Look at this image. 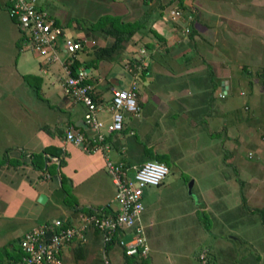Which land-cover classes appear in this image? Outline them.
Listing matches in <instances>:
<instances>
[{"label": "crops", "instance_id": "0c3cea01", "mask_svg": "<svg viewBox=\"0 0 264 264\" xmlns=\"http://www.w3.org/2000/svg\"><path fill=\"white\" fill-rule=\"evenodd\" d=\"M180 1L185 9L178 6L179 0H35V3L66 36L80 42L81 48L74 56L79 61L77 68H83L87 73L85 81L92 87L99 120L109 123L113 90L126 88L135 77L139 109L149 99H153L158 108L157 112L154 110V115H159L154 120L155 125L171 120L176 123L173 128L194 127L207 123L211 117L222 116L224 121L219 136H223L221 147L226 162V156H232L239 141L235 137L237 133L231 136L229 130L237 120L234 118L239 109L230 107L228 101L226 104L225 98L230 90L239 86L241 70L235 67L233 54L223 44L227 40L225 33L219 36L200 21L192 22L188 19L193 12L190 11V0ZM171 8L180 10L177 20L170 19ZM103 16L134 23L136 28L113 51L112 58L95 59L94 51L110 45L115 35L111 23L99 22ZM187 27H190L189 33ZM18 48L14 64L20 61L22 68H32L22 70L21 79L27 75L37 89L42 84L44 100L40 99L41 103L30 110L29 115L34 116L32 123L11 118L13 122L0 129L2 135L12 139L4 141L0 134V148L3 149L0 151V223L5 220L18 222L27 231L50 219L75 223L77 214L83 213L82 208L112 212L117 208L116 188L106 170L105 160L122 162L126 168L136 166L134 161L140 155V143L134 140L131 144L126 143L125 131L131 132L130 127L141 128L146 135L143 120L124 112L120 131L107 133L102 129L107 151H85L66 141L64 134L68 128L79 129L89 142L94 138L95 131L84 125L86 108L63 92L65 73L60 61L44 66L31 49L35 61L28 62L22 55L23 47ZM64 57L63 53L59 54L61 60ZM138 58L145 65L127 71L128 60L132 59L130 64H136ZM224 90L225 96L220 97ZM242 91L240 89L239 93ZM15 100L14 104L18 106L16 97ZM169 114L174 118L168 119ZM21 117L24 119L23 115ZM258 129L261 137L264 133L262 125ZM151 143L163 145L162 137L155 136ZM47 146L51 149L49 155L42 153L43 167H35L31 153H38ZM56 152L58 156H55ZM153 155L164 153L154 151ZM60 160L62 164H59ZM46 165L48 170H45ZM39 193L46 197L43 203L37 201ZM48 205L56 206L59 215H47L44 209ZM222 220L225 224L232 223L226 216ZM99 254L100 242L92 231L87 232L86 241L74 240L61 249L64 264H94ZM109 257L111 264H121L122 259L123 264H133L132 260L124 261L125 257L116 246L109 250ZM4 261L8 262L7 259ZM146 261L156 264L157 253L151 247Z\"/></svg>", "mask_w": 264, "mask_h": 264}, {"label": "rangeland", "instance_id": "374dc122", "mask_svg": "<svg viewBox=\"0 0 264 264\" xmlns=\"http://www.w3.org/2000/svg\"><path fill=\"white\" fill-rule=\"evenodd\" d=\"M192 1L193 12L188 19L200 21L219 36L225 33L227 40L223 44L233 54L235 67L241 70L239 86L225 98L226 104L228 101L230 107L239 109L236 122L229 128L231 136L237 133L239 141L225 162L223 136H219L222 116L194 127L173 128L176 123L171 120L154 124L159 115H154L158 108L153 99L142 104L136 117L143 120L147 133L130 127L131 132L125 131L126 143H140V155L134 161L137 164L151 159L154 151L163 152L161 161L168 172L158 188L144 189L141 223L149 247L157 253L156 264H202L205 260L207 264H264V133L252 147L261 131L259 125L264 131V0ZM6 9V0H0V129L8 127L13 122L11 118L32 123L30 110L41 103L40 99L44 100L42 84L37 89L27 75L21 79L22 70L32 68H22L20 61L14 64L20 46L28 62L34 63L35 58ZM187 28L189 33L190 27ZM15 97L18 106L14 104ZM172 117L167 115L168 119ZM155 136L162 137L163 145L151 143ZM2 139L12 140L6 135ZM241 195L247 208L244 211ZM46 207L47 215H59L56 206ZM224 216L232 223H223ZM242 222L249 225L242 226ZM25 229L14 221L0 223V247L19 238ZM251 230L254 232L250 236ZM200 255L205 256L204 261L198 259ZM96 260L94 264H103L100 256Z\"/></svg>", "mask_w": 264, "mask_h": 264}, {"label": "built area", "instance_id": "2783aa9c", "mask_svg": "<svg viewBox=\"0 0 264 264\" xmlns=\"http://www.w3.org/2000/svg\"><path fill=\"white\" fill-rule=\"evenodd\" d=\"M6 2L7 15L16 21L24 41L29 43L30 48L41 59L42 65L47 66L60 61L65 73L63 92L86 108L83 115L84 125L95 131L94 138L89 142L84 138L82 131L68 128L65 130L64 139L81 146L85 151H107L108 146L104 143L105 132H118L122 129L124 112L131 115L138 113L139 107L136 102L138 85L135 77H132L126 88L113 90L110 121L107 124L103 123L96 116L97 108L92 100V87L85 82L87 73L83 68H77L74 75L69 71V59L81 48L80 42L66 36L45 11L37 8L35 0ZM180 15L178 8L169 10L170 19L173 21ZM139 52L142 53L143 50ZM60 53L65 56L62 60L59 58ZM140 60L138 58L136 64H127V71L132 72L136 67L144 66L145 62ZM225 94L226 90L219 96L224 97ZM105 167L116 188L114 199L117 208L110 213L103 210L78 213L75 223L50 219L32 227L23 232L18 239L20 258L16 264H64L61 257L63 246L74 240L86 241L87 232L93 230L97 231L100 238V257L103 264H109V252H106L103 246L114 235L117 237L114 246L118 247L123 255L142 259L148 257L149 246L141 223L142 194L146 187L159 185L168 168L158 160H147L126 168L122 162L114 163L108 158L105 160Z\"/></svg>", "mask_w": 264, "mask_h": 264}, {"label": "trees", "instance_id": "16d2710c", "mask_svg": "<svg viewBox=\"0 0 264 264\" xmlns=\"http://www.w3.org/2000/svg\"><path fill=\"white\" fill-rule=\"evenodd\" d=\"M178 6H180L181 9H185V7L182 5L180 0L178 2ZM11 20L15 21L14 19H11ZM98 20H99V22L101 24L108 23V22L111 23V25H112V27H113V29L115 31V35H114V39H113V41H112V43L110 45H108L107 47H104L102 49H97V50L94 51V58L95 59L112 58V56H113L112 53L119 46V44H121L122 42L126 41L133 34L134 29L136 28V26H135L136 24L130 23V22H119L118 20L114 19V17H107V16H103V17H101ZM98 20H97V22H98ZM69 61L70 62L68 64H69L70 74L74 75L76 73V69H77V67L79 65V61L77 60V58L75 56L70 58ZM131 62H132V59L128 60L129 64ZM250 91H251V88L247 92L248 95H249ZM241 94H243V92ZM92 100L95 103L94 97H92ZM246 108H247V106L244 105V109H246ZM244 118L246 119V117H244ZM261 137L256 138V141H253L254 143L250 142V143H252V147L253 148H254V146H256L255 143L259 142V139H261ZM50 149H51V147L47 146V147H44L38 153H31L32 160H33V165L35 167L40 168V169L43 167L44 164H43L42 158H44V157L42 156L43 155L42 153L49 155L50 154V152H49ZM55 156H58L57 152L55 153ZM163 157H164V155H153V156H151V158L153 160H158V161H161ZM59 164H62L61 160H60ZM45 170H48V165L45 166ZM60 178H61V181H62V176L61 175H60ZM239 183H240V181H239ZM241 202H242L241 203V208L244 211V209H247V208H246V205L244 204V197L242 195H241ZM81 210H82L83 213H91L92 212L91 209L82 208ZM73 211L76 212L77 210L74 209ZM236 218L237 217H235V219ZM242 223H245V222H242ZM261 224H262L261 227L264 226V222H262ZM246 225H249V224L245 223L242 226L246 227ZM243 230L245 231V229H243ZM92 232H93L94 235H96L98 237V234L96 233L97 232L96 230H93ZM116 238L117 237L114 235L109 242L105 243V245L103 247H104L106 252H109V250L114 246ZM18 239L19 238L14 239L11 243H7V244H5V245L0 247V264H16V262L19 260V258H20V249H19V246H18ZM98 240L100 242V238L99 237H98ZM100 247H101V243H100ZM123 256L125 257V259H124L125 262H126V260H130V261L132 260L133 264H136L135 263V262H137L136 260H138L137 264H144L145 263V259H146V258L142 259V258H139V257H136V256H130V257L125 256V255H123ZM203 257L205 258V256L203 255L202 257H200L198 259L201 260V261H204L205 259H202ZM4 259H7L8 262L5 263ZM202 264H207L206 260Z\"/></svg>", "mask_w": 264, "mask_h": 264}, {"label": "water", "instance_id": "95a60500", "mask_svg": "<svg viewBox=\"0 0 264 264\" xmlns=\"http://www.w3.org/2000/svg\"><path fill=\"white\" fill-rule=\"evenodd\" d=\"M191 182H192V181H190V182L188 183V191L190 190ZM45 198H46V197H45L44 194L39 193L38 196H37V201H38L39 203H43V202L45 201Z\"/></svg>", "mask_w": 264, "mask_h": 264}]
</instances>
